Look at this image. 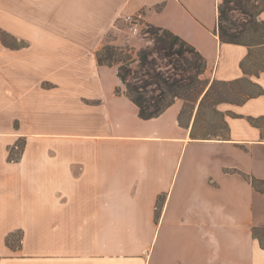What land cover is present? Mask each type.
Here are the masks:
<instances>
[{"label": "crops", "instance_id": "1", "mask_svg": "<svg viewBox=\"0 0 264 264\" xmlns=\"http://www.w3.org/2000/svg\"><path fill=\"white\" fill-rule=\"evenodd\" d=\"M219 2L0 0V264H264V191L246 178L264 182V69H245L264 44L221 42ZM137 12L194 46L210 81L256 89L215 104L219 131L197 132L207 88L186 122L180 98L143 119L98 64Z\"/></svg>", "mask_w": 264, "mask_h": 264}, {"label": "trees", "instance_id": "2", "mask_svg": "<svg viewBox=\"0 0 264 264\" xmlns=\"http://www.w3.org/2000/svg\"><path fill=\"white\" fill-rule=\"evenodd\" d=\"M253 1L255 4H253ZM237 10L249 16V19L244 18V22H237L231 15L232 11ZM263 10L264 0H220L218 4L217 17V34L220 41L246 44L249 46L253 45L244 41L243 38H245L247 33L250 32L262 31V34H264V20L258 19V15ZM146 32L152 37L153 47L138 50L136 52L138 56L137 60L128 62L124 58H119L116 54L124 55L125 51L123 48L104 45L96 52L98 64L116 66L117 76L125 88L126 96L137 106L138 114L143 119H150L160 115L173 103L176 98L184 99L181 92H188L192 89L193 86L191 85L195 80L198 82V94L196 95L194 101H196L208 87L200 101V108L215 83V81H210V78L202 80L200 78L201 74L206 71V62L203 56L195 49L194 46L167 29L147 24ZM261 39L262 41L256 44H264V35L261 36ZM153 51L161 52L165 57L179 55L181 60H185L189 64L188 68H186L187 64L186 67L182 64V67L179 66L181 67L179 70L186 72L192 65L193 69L196 70V73L194 72L195 75L193 74L194 76L188 78L189 81H187V78L185 77H177V73L173 76L169 72H161V70L158 71L153 62L148 61V56L150 52ZM187 52L191 53L195 57V61L193 63H190L188 58L184 56ZM136 61L139 62L138 67L140 68V71H142V75L150 76V79H153V81L143 80L135 74V71L131 68V64ZM129 77H132L133 80L130 81ZM152 85L155 87L148 90V87H152ZM116 91L119 92L120 90L116 89ZM150 91L157 93L150 95L148 94ZM192 135H194L193 132ZM17 141L14 143L15 146ZM22 147L24 148V144ZM8 157L10 159L19 158L12 157L10 151ZM246 178L256 189L264 191V182L262 180H257L254 177ZM258 240L261 247H264V243L261 242L259 237Z\"/></svg>", "mask_w": 264, "mask_h": 264}, {"label": "rangeland", "instance_id": "3", "mask_svg": "<svg viewBox=\"0 0 264 264\" xmlns=\"http://www.w3.org/2000/svg\"><path fill=\"white\" fill-rule=\"evenodd\" d=\"M253 4H255L254 1ZM231 15L234 17V19H236L237 22H244L245 21L244 18L249 19V16L241 13L238 10L232 11ZM139 29H140L139 33L134 34L130 31L127 23L124 20H123V24H120L119 27L117 26L116 23L113 26L112 32H109L108 35L106 36V41L108 42H106V44L104 45L123 48L125 54L124 55L116 54V55L119 58L120 57L124 58L128 62L132 60L135 61L138 59L136 53L138 50L153 47L152 37L149 33L146 32L147 25L142 23ZM114 32H116L120 37V41H119L121 42L120 45H116L113 43L114 40L116 39ZM262 35H264L262 34V31L250 32L247 33V35L245 36V38H243V40L247 41L250 44L256 45V43L262 41L261 39ZM11 41H12L11 39H8V42L11 43ZM184 56L188 58V61L190 63H193L195 61V57L191 53L187 52ZM148 61H152L158 71L161 70V72H169L173 76L177 73L178 74L176 75L177 77H185L187 78V81H189L188 78H191L195 75L194 72L196 73V70L193 69L192 65L190 66L189 70L186 72H182L179 70V68L182 67V64H184L185 67L187 64L186 68L189 67L188 66L189 64L185 60H181L179 55L178 56L172 55L170 57H165L162 55L161 52L153 51L150 52L148 56ZM138 65H139L138 61L131 64V68L132 70L135 71V74L138 77L142 78L143 80L153 81V79H150V76L142 75V71H140ZM245 69L246 71L251 73L252 72L257 73L258 71L264 69V45L252 49V52L250 53L245 63ZM77 71H81V70H77ZM200 78L202 80V79H208L210 77L208 76V73L205 71L203 74H201ZM129 80L132 81L133 80L132 77H129ZM197 84L198 82L197 80H195L194 83L191 85L193 86L192 89H190L188 92H184V91L181 92V95L184 97V99H182V102L184 104L183 115H182L184 122L188 120L190 116V111L195 102L194 100L196 98V95L198 94ZM154 87L155 86L152 85V87H148V90H151ZM255 91L256 89L250 84H248L245 80L235 83L215 82L212 89L209 92L208 97L203 102L201 110L198 114L197 123H196L197 132L200 133L203 132L206 135L208 133H215L220 130L221 125L218 121V116L214 111L215 110L214 106L218 101L220 100L241 101L246 95L252 94ZM156 93L151 91L148 92V94L150 95ZM24 142L25 141L22 138H20L17 141L16 146L14 145L13 147L9 148L12 157L20 158V156L23 153L22 145L24 144ZM253 233L254 235L260 238L262 243H264V225L255 229Z\"/></svg>", "mask_w": 264, "mask_h": 264}, {"label": "built area", "instance_id": "4", "mask_svg": "<svg viewBox=\"0 0 264 264\" xmlns=\"http://www.w3.org/2000/svg\"><path fill=\"white\" fill-rule=\"evenodd\" d=\"M123 20L127 23L130 31L136 34L139 33V28L143 23V14L142 12H137L135 14H127L123 17Z\"/></svg>", "mask_w": 264, "mask_h": 264}]
</instances>
